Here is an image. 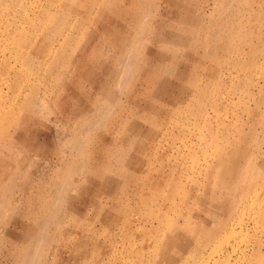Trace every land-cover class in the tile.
I'll return each instance as SVG.
<instances>
[{
	"label": "rangeland",
	"instance_id": "obj_1",
	"mask_svg": "<svg viewBox=\"0 0 264 264\" xmlns=\"http://www.w3.org/2000/svg\"><path fill=\"white\" fill-rule=\"evenodd\" d=\"M263 157L264 0H0V264H264Z\"/></svg>",
	"mask_w": 264,
	"mask_h": 264
},
{
	"label": "bare ground",
	"instance_id": "obj_2",
	"mask_svg": "<svg viewBox=\"0 0 264 264\" xmlns=\"http://www.w3.org/2000/svg\"><path fill=\"white\" fill-rule=\"evenodd\" d=\"M24 11H25V10H24ZM51 21H52V20H51ZM210 24H211V23H210ZM68 41H69V40H68ZM121 85H122V84H121ZM97 122H98V120H97ZM92 127H93V126H92ZM92 127H91V128H92ZM86 130H87V129H86ZM27 135H28V134H27ZM75 141H78V140H75ZM78 142H79V141H78ZM75 143H77V142H75ZM74 145H79V143H78V144H74ZM76 147H77V146H76ZM77 148H79V147H77ZM77 150H78V149H77ZM261 161H262V163H264V157L262 158Z\"/></svg>",
	"mask_w": 264,
	"mask_h": 264
}]
</instances>
